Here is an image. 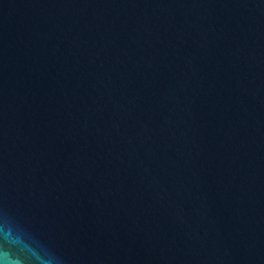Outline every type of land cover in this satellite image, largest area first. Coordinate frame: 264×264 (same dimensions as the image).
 I'll list each match as a JSON object with an SVG mask.
<instances>
[{
	"label": "water",
	"instance_id": "95a60500",
	"mask_svg": "<svg viewBox=\"0 0 264 264\" xmlns=\"http://www.w3.org/2000/svg\"><path fill=\"white\" fill-rule=\"evenodd\" d=\"M0 264H264V0H0Z\"/></svg>",
	"mask_w": 264,
	"mask_h": 264
}]
</instances>
